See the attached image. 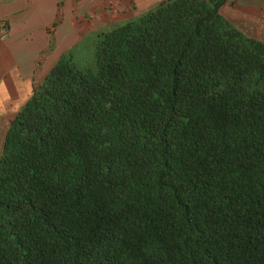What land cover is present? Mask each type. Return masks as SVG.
I'll return each mask as SVG.
<instances>
[{
    "label": "trees",
    "instance_id": "16d2710c",
    "mask_svg": "<svg viewBox=\"0 0 264 264\" xmlns=\"http://www.w3.org/2000/svg\"><path fill=\"white\" fill-rule=\"evenodd\" d=\"M165 0L63 57L7 126L0 264H264V43Z\"/></svg>",
    "mask_w": 264,
    "mask_h": 264
},
{
    "label": "crops",
    "instance_id": "0c3cea01",
    "mask_svg": "<svg viewBox=\"0 0 264 264\" xmlns=\"http://www.w3.org/2000/svg\"><path fill=\"white\" fill-rule=\"evenodd\" d=\"M162 1L0 0V22L7 28L0 38V150L9 122L61 58L81 62L87 49L94 51L100 32L134 20ZM220 14L246 37L264 43V0H227Z\"/></svg>",
    "mask_w": 264,
    "mask_h": 264
},
{
    "label": "rangeland",
    "instance_id": "374dc122",
    "mask_svg": "<svg viewBox=\"0 0 264 264\" xmlns=\"http://www.w3.org/2000/svg\"><path fill=\"white\" fill-rule=\"evenodd\" d=\"M90 47H91V45L89 43L87 48H90ZM93 49H94V45L92 44V50ZM85 53L88 55L85 57V59H81V62H78L77 60L75 62V59H72V61L75 62L78 66H80L81 69L92 70V69H94V64H95L94 51L90 52L89 49H87V51ZM89 55H93V56L90 58ZM2 141H1V144H2ZM0 153H1V150H0Z\"/></svg>",
    "mask_w": 264,
    "mask_h": 264
},
{
    "label": "built area",
    "instance_id": "2783aa9c",
    "mask_svg": "<svg viewBox=\"0 0 264 264\" xmlns=\"http://www.w3.org/2000/svg\"><path fill=\"white\" fill-rule=\"evenodd\" d=\"M7 35V28L3 23H0V37L4 38Z\"/></svg>",
    "mask_w": 264,
    "mask_h": 264
},
{
    "label": "clouds",
    "instance_id": "9594fccd",
    "mask_svg": "<svg viewBox=\"0 0 264 264\" xmlns=\"http://www.w3.org/2000/svg\"><path fill=\"white\" fill-rule=\"evenodd\" d=\"M0 23H3L4 24V22H0ZM5 25V24H4ZM1 38V37H0ZM5 38V37H4Z\"/></svg>",
    "mask_w": 264,
    "mask_h": 264
}]
</instances>
